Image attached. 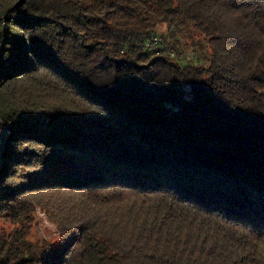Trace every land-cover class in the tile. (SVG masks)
Instances as JSON below:
<instances>
[{
    "label": "trees",
    "instance_id": "trees-1",
    "mask_svg": "<svg viewBox=\"0 0 264 264\" xmlns=\"http://www.w3.org/2000/svg\"><path fill=\"white\" fill-rule=\"evenodd\" d=\"M0 264H264V0H0Z\"/></svg>",
    "mask_w": 264,
    "mask_h": 264
},
{
    "label": "rangeland",
    "instance_id": "rangeland-1",
    "mask_svg": "<svg viewBox=\"0 0 264 264\" xmlns=\"http://www.w3.org/2000/svg\"><path fill=\"white\" fill-rule=\"evenodd\" d=\"M56 239H57L56 228L52 224H50L42 214H38L37 224L32 232V240L55 241Z\"/></svg>",
    "mask_w": 264,
    "mask_h": 264
}]
</instances>
